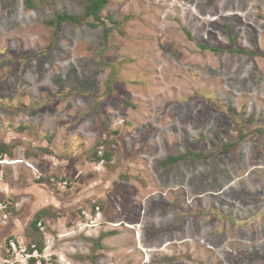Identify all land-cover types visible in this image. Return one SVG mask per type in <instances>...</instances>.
<instances>
[{"label":"rangeland","instance_id":"rangeland-1","mask_svg":"<svg viewBox=\"0 0 264 264\" xmlns=\"http://www.w3.org/2000/svg\"><path fill=\"white\" fill-rule=\"evenodd\" d=\"M30 2L0 0V264H264V0Z\"/></svg>","mask_w":264,"mask_h":264},{"label":"trees","instance_id":"trees-1","mask_svg":"<svg viewBox=\"0 0 264 264\" xmlns=\"http://www.w3.org/2000/svg\"><path fill=\"white\" fill-rule=\"evenodd\" d=\"M87 1V8H86V11H85V15L86 16H91L92 18L96 19L98 18V11L100 10V7H102L103 5H105L106 3V0H86ZM24 4L29 7L31 5V2L30 0H24ZM82 21V17H75V16H72V15H69V14H61V13H55L53 15V17L49 20V22L46 24H51L54 26L55 29H59L61 27L62 24L64 23H70V24H78ZM107 29L105 28L104 29V32L106 31ZM100 157V159L103 158V154L101 155V151H97ZM3 154H7V149L5 148L4 145H1L0 144V156L3 155ZM188 155L186 154H183V155H177V156H173V157H167L163 160H161L160 162L163 163V164H168L170 162H173V161H177V160H180V159H184V158H187ZM35 218L33 220V227H35V222L38 218V214L34 215ZM31 244V243H29ZM29 244L26 245L27 247H29ZM34 244V243H33ZM35 245V244H34ZM36 247V245H35ZM37 249V248H36ZM40 250V248H39ZM7 256H10L9 253L7 252L6 253ZM11 257V256H10Z\"/></svg>","mask_w":264,"mask_h":264},{"label":"built area","instance_id":"built-area-1","mask_svg":"<svg viewBox=\"0 0 264 264\" xmlns=\"http://www.w3.org/2000/svg\"><path fill=\"white\" fill-rule=\"evenodd\" d=\"M6 209L7 205L0 201V216L2 218H6ZM40 223H38L39 226ZM6 251L9 253L11 258H13L16 262V257H26L27 258H34L35 254L37 253V249L33 243L29 244V247L24 245L22 241L19 239L11 238L6 243ZM25 259V260H26ZM13 264V263H11Z\"/></svg>","mask_w":264,"mask_h":264},{"label":"bare ground","instance_id":"bare-ground-1","mask_svg":"<svg viewBox=\"0 0 264 264\" xmlns=\"http://www.w3.org/2000/svg\"><path fill=\"white\" fill-rule=\"evenodd\" d=\"M262 18H263V17H262ZM191 20H192V19H191ZM202 23H203V22H202ZM211 31H212V30H211ZM158 39H159V38H158ZM37 40H38V39H37ZM22 42H23V41H22ZM157 43H158V42H157ZM166 59H167V58H166ZM222 91H223V90H222ZM221 94H222V93H221ZM222 95H223V94H222ZM216 96H217V95H216ZM220 96H221V95H220ZM119 99H120V98H119ZM94 102H95V101H94ZM124 102H125V100H124ZM224 102H225V101H224ZM110 105H111V104H110ZM132 107H133V106H132ZM196 111H197V110H196ZM196 118H197V117H196ZM107 124H108V123H107ZM159 133H160V132H159ZM198 133H199V132H198ZM187 135H188V134H187ZM189 138H190V137H189ZM118 141H119V140H118ZM138 142H139V141H138ZM133 143H134V142H133ZM142 143H143V142H142ZM131 144H132V143H131ZM146 146H148V145L146 144ZM144 147H145V146H144ZM144 147H143V148H144ZM135 148H136V147H135ZM137 149H138V148H137ZM135 150H136V149H135ZM147 150H148V149H147ZM131 151H132V150H131ZM141 151H142V150H141ZM200 155H201V154H200ZM249 167H250V166H249ZM248 169H249V168H248ZM246 171H247V170H246ZM201 178H203V177H201ZM201 178H199L198 180L200 181ZM191 179H192V178H190L189 181H190ZM194 179H195V178H194ZM233 179H235V178H233ZM230 180H231V179H230ZM215 185H216V184H215ZM217 186H218V185H217ZM213 187H214V186H213ZM217 189H218V188H217ZM181 190L183 191V189H181ZM190 190H192V189H190ZM195 190L197 191L198 189H195ZM195 190H193L194 192H192V194L190 195L191 198H192V200H193V199L197 200L196 197H200V196L202 197V196H204V195L207 194V193H203V195H198V196L195 197V195H196V194H194V193H196ZM219 191H220V190H219ZM201 197H200V198H201ZM174 198H175V197H174ZM173 200H174V199H173ZM153 203H154V202H153ZM156 204H157V203H156ZM160 204H161V203H160ZM160 204H159V205H160ZM150 205H152V204H150ZM159 207H160V206H159ZM151 208H152V207H151ZM151 208H150V209H151ZM160 209H161V208H160ZM145 212H146V211H145ZM157 227H158V226H157ZM159 227H161V226H159ZM159 227H158V228H159ZM159 229H163V228H159ZM161 237H162V236H161ZM135 241H136V240H135ZM230 242L232 243L231 240H230ZM230 242H229V243H230ZM136 243H137V241H136ZM231 243H230V244H231ZM230 244H229V245H230ZM232 244H233V243H232ZM233 245H234V244H233ZM135 246H137V245H135ZM166 246H167V243H166ZM121 247H122V246H121ZM230 247H231V246H230ZM223 251H224V249H223ZM226 252H227V251H226ZM207 253H208V252H207ZM249 254H250V253H249ZM251 254H252V253H251ZM263 254H264V253H263ZM263 254H262V255H263ZM230 255H231V254H230ZM262 255H261V256H262ZM255 256H257V255H255ZM217 257H218V256H217ZM225 257H226V256H225ZM263 257H264V256H263ZM167 259H168V258H167ZM213 260H214V259H213ZM219 262H220V261H219ZM217 263H218V262H217ZM221 263H222V262H221Z\"/></svg>","mask_w":264,"mask_h":264}]
</instances>
